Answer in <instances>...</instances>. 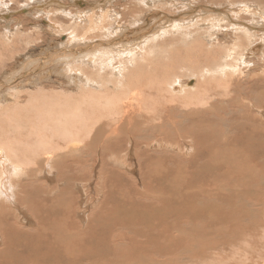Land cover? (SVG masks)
<instances>
[{"label": "bare ground", "instance_id": "6f19581e", "mask_svg": "<svg viewBox=\"0 0 264 264\" xmlns=\"http://www.w3.org/2000/svg\"><path fill=\"white\" fill-rule=\"evenodd\" d=\"M5 1L0 0L1 46L29 37L30 12L36 21L31 29L63 35L65 41L54 46L65 49L44 59L37 57L48 49L34 58L23 56L21 67L33 69L39 63L55 71L67 81L58 79L59 85H72L78 97L69 94L56 101L48 96L38 100L37 95L30 100L34 113H0V264H112L113 255L118 264H205L228 254L239 258L237 264H264V198L245 203L247 197L264 195V119L260 111H240L232 145L217 100L226 97L235 103L244 84L249 85L243 88L247 97L264 102V11L240 0H218L226 7L216 13L205 7L209 0H68L72 11L62 0H25L13 9ZM179 2L184 10L163 7ZM15 11L21 14L17 18ZM242 13L260 20L243 22ZM62 15L69 19L66 27ZM68 30L71 37L63 34ZM164 37L174 42L170 50L160 49ZM154 55L158 60L152 63ZM161 108L170 133L152 125L146 135L148 121L136 138L167 139L150 146L163 152L144 153L138 161L142 181L155 179L160 191L143 195L121 186L115 197L125 208L120 212L114 206V184L129 181L119 167L136 174L134 163L125 161L133 158L134 147L128 145L125 153L121 148L138 134L131 119L144 115L161 120L155 117ZM175 113L196 120L188 134H171L169 118ZM97 144L109 156L107 161L95 153L93 162H104L90 181L83 158ZM87 171L92 172L90 166ZM204 174L208 178L201 181ZM96 187L98 200L86 194ZM226 193L242 199L236 200L242 201L238 210ZM100 196L103 201L96 207ZM125 212L127 221L141 214L143 224L124 231L128 227L117 219L125 218ZM176 217L183 222L178 224ZM241 242L245 247H236ZM24 250L28 256L22 255Z\"/></svg>", "mask_w": 264, "mask_h": 264}, {"label": "rangeland", "instance_id": "374dc122", "mask_svg": "<svg viewBox=\"0 0 264 264\" xmlns=\"http://www.w3.org/2000/svg\"><path fill=\"white\" fill-rule=\"evenodd\" d=\"M25 2V0H12V4H10L9 5V1L8 0H6L5 2L8 4V6L10 7V8H17L18 7V4H23L24 2ZM63 1V3L65 4L66 3V7L68 8V10L69 11H72L73 9H72V7H69V6H71L72 5V3H70L68 0H62ZM72 1H75V0H72ZM76 1H78V0H76ZM80 1H83V0H79V2ZM178 1H180V0H178ZM215 1V2H214ZM214 1H212V0H209L208 2H210L212 5L215 3L217 6H215V4L213 5L214 6V8H213V6H211V4H209L208 6H205V7H209V11H211V13H212V11L214 10L215 12L214 13H216V11H223L222 9H224L226 6H222V5H224V3H220L219 4V2H218V0H214ZM217 1V2H216ZM241 2H248V3H250L251 5L254 3L255 4V7H256V9L257 10H261V11H264L263 9H264V0H262L263 1V3H262V1H261V3H260V1L258 0H240ZM257 1V2H256ZM20 2V3H19ZM201 2L202 3H200V4H204V2H203V0H201ZM206 2V1H205ZM214 2V3H213ZM220 2H221V0H220ZM236 2H239V0H237ZM181 2H179V4L175 7V6H171V5H164L163 7H166V8H168V9H170L171 11H176V9H181V10H184L185 9V5L184 4H180ZM184 3H186V1H184ZM58 3L56 2L55 3V6L57 5ZM69 4H71V5H69ZM83 4V3H82ZM253 4V5H254ZM257 4H259V5H257ZM12 5V6H11ZM84 5V4H83ZM83 5H81V6H79V7H82ZM225 5H227V2H225ZM55 6H53V8L55 7ZM180 6V7H179ZM181 6H182V8H181ZM219 6H222V7H219ZM57 7V6H56ZM85 6H83L82 8H84ZM200 7H204V6H200ZM52 8V7H51ZM220 8V9H219ZM261 8V9H260ZM19 9V8H18ZM213 9V10H212ZM20 10V9H19ZM18 10V12H20ZM18 12H14V15H13V17L14 18H17V16L19 17L21 14L20 13H18ZM33 12V11H32ZM18 14V15H17ZM29 14L32 16H28L27 17V20H29V23H28V26H27V28H28V30H29V32H31V34L34 32V34H32V36H30L31 34H29V37H30V39H29V37L27 38V37H24V38H20V39H18V42H19V40H20V42L18 43L17 42V44L16 45H12L11 47H8V48H5L3 45L1 46V43L3 42V38H1L0 37V55L1 56H3V57H1L0 56V59L1 60H3V61H1L0 63V88H1V90H0V113H8V114H15V115H17V113H34V112H31V110H30V106H31V102H30V100H31V98H33V96L34 97H36L37 95L39 96V97H36L38 100H39V98H42L43 96H48V97H51V98H56V97H58L57 99H62L61 97H64V96H66L67 97V95L69 96V94L71 95L70 96V98L72 97L73 99H76V96L78 97V92L76 91V89H74V87H72V85H70V87L68 86V87H66L67 85H63L62 87L59 85V83H58V79L60 80H63L65 83L67 82L66 81V79L64 78V77H59V75H55V74H53V73H56L55 71H53V72H51V71H49V70H45V69H43V68H41V66H39V63H38V65H37V67L35 68H31V69H23V67H21V64L19 63L20 61H21V59H19V58H22V59H24V57H32V58H34L35 57V55H39L40 53H44V51L45 50H47L46 51V53L47 54H42V55H39L37 58H42V59H44V58H46V55H54V53L55 52H57L58 53V51H61V49H65V48H60V47H55L54 46V44L56 45V42H57V40H58V42L60 43V41H61V43H63V41H65V38H64V36L63 35H61V36H56V34H54L55 36H52V35H50L49 36V33H43V31H38L39 32V34H38V32L37 31H35V30H32V29H34V26L35 25H33V26H31L32 24H34L33 22H35V24H36V21L33 19V14H31L30 12H29ZM249 15V16H248ZM241 14V16H240V19L243 21V22H248V21H250V19H252L253 17H251L250 16V14ZM12 17V18H13ZM59 18V17H58ZM61 18V19H60ZM59 19L60 20H62L64 23H63V25H64V27H66L68 24H69V19L66 17V16H61ZM58 19V20H59ZM254 19V21L256 22L257 20H260V19H258V18H253ZM255 19H257V20H255ZM67 21H68V23H67ZM162 22L163 21H160V24H162ZM257 22H259V21H257ZM31 23V24H30ZM13 24V23H12ZM25 24H26V22H25ZM205 27V26H204ZM32 28V29H31ZM194 27H191L190 28V30L191 29H193ZM132 30V29H131ZM133 31L134 32H139V30L138 29H133ZM141 31V30H140ZM1 30H0V34H1ZM72 33H73V31H66V32H64L63 34L64 35H68L69 34V36L71 37V35H72ZM37 34V35H36ZM38 35H39V37H38ZM46 35V36H45ZM133 35H135V33H133L132 34V36ZM227 35V34H226ZM131 35H130V38L132 37ZM52 37V38H51ZM229 37V36H228ZM42 38H43V40H42ZM60 38V39H59ZM25 40L26 39V41L25 42H23L22 43V41L23 40ZM169 40V38L167 37H164L163 39H161V41H165V40ZM229 39H230V37H229ZM32 40V41H31ZM39 40V41H38ZM165 41V42H162L161 43V41H159V44H161V45H159L160 47V49H162V48H164L165 50H170V45H173V43L174 42H168V41ZM45 41V42H44ZM48 41V42H47ZM50 42V43H49ZM168 42V43H167ZM22 43V44H21ZM38 43H39V45H38ZM53 43V44H52ZM19 44H21L22 45V47H21V45H20V48L19 49H21V50H18V49H16L15 51H14V49H15V47H17V46H19ZM29 44V45H28ZM35 44V45H34ZM46 44V45H45ZM52 46H51V45ZM170 44V45H169ZM33 45V46H32ZM37 45V46H36ZM44 45V46H43ZM24 46V47H23ZM162 46H164V47H162ZM169 46V48H167ZM33 47V48H32ZM35 47V48H34ZM43 47L45 48V49H43ZM54 47H55V49L57 50V51H55V49H54ZM4 49V51H3V49ZM40 48V49H39ZM6 49V50H5ZM27 49V50H26ZM54 50V51H53ZM2 51L4 52V53H2ZM30 53H29V52ZM33 51V52H32ZM40 51V52H39ZM51 51V52H50ZM54 53H53V52ZM7 52H9V53H7ZM28 52V53H27ZM37 52H39V54H37ZM63 52V51H62ZM61 52V53H62ZM169 52V51H168ZM174 52V50H172V53ZM6 53V54H5ZM50 53V54H49ZM60 53V52H59ZM175 53V52H174ZM18 54H22L20 57H18L17 55ZM7 55V56H6ZM14 55H15V57H14ZM32 55V56H31ZM45 55V56H44ZM24 56V57H23ZM44 56V57H43ZM51 57V56H50ZM157 58V59H156ZM7 59V60H6ZM9 59H11L10 61H9ZM155 59V60H154ZM158 60V57H157V55H154V57H153V59H152V63L153 62H155V61H157ZM6 61V62H5ZM17 61H18V63H17ZM42 63V62H41ZM40 63V64H41ZM6 64H8V65H6ZM15 64V65H14ZM1 65H2V67H1ZM12 65V66H11ZM18 65V66H17ZM152 65V64H151ZM11 66V67H10ZM39 66V67H38ZM5 67V68H4ZM8 67V68H7ZM17 67H20V68H17ZM14 69V70H13ZM17 70V72H16V70ZM38 69V70H37ZM9 70V71H8ZM34 70V71H33ZM42 72H41V71ZM26 71V72H25ZM32 71V72H31ZM36 72H37V74L39 73V76H35V75H37L36 74ZM25 73V74H24ZM27 73V74H26ZM6 74H8V75H6ZM44 74V75H43ZM14 75V76H13ZM47 75V76H46ZM5 76V77H4ZM7 76H8V79H7ZM1 77H2V79H1ZM10 77V78H9ZM27 77V78H26ZM32 77V78H31ZM45 77H47V78H45ZM50 77V78H49ZM35 78V79H34ZM52 78V79H51ZM30 79V80H29ZM34 79V80H33ZM15 80V81H14ZM21 80H23V81H21ZM41 80V81H40ZM4 81H6V83H4ZM26 81V82H25ZM30 81H31V83H30ZM38 81V82H37ZM19 82V84H17ZM49 82V83H48ZM53 82V83H52ZM23 83V84H22ZM48 83V84H47ZM57 83V84H56ZM63 83V82H62ZM9 84V85H8ZM17 84V85H16ZM31 86H30V85ZM44 84V85H43ZM15 87H14V86ZM27 85H28V87H27ZM37 85H40V86H37ZM42 85H43V87H42ZM11 87V89H10V87ZM22 86V87H21ZM36 86V87H35ZM45 86V87H44ZM53 86V87H52ZM60 86V87H59ZM244 86H249V85H244L243 84V86H242V88H240V93H241V95H240V97L239 96H237L236 97V100H234V101H236L235 103H233V102H231V100H230V98H226V97H217L218 99V101L221 103V106L219 107V109H220V111H221V113H219V114H221V116H222V118H224V125L226 124V125H228V127H227V131H225V134H227V136H230L229 137V139L231 140V142H232V145H234L235 144V142H236V138L238 137L237 136V134L235 133V128L233 127V125H234V123L236 122V121H240V118H241V115H240V111H252V112H255V111H260V115H261V117H263V119H264V102H263V100H259V99H256V98H250V97H247V93H244V90H243V88H244ZM30 87H32V88H30ZM9 88V89H8ZM14 88V89H13ZM17 88V89H16ZM18 88H19V90H18ZM46 88H47V90H46ZM51 88V89H50ZM53 88H54V90H53ZM65 88V89H64ZM68 88V89H67ZM245 88H247V87H245ZM262 88H264V87H262ZM7 89V90H6ZM29 89V90H28ZM32 89V91H30ZM45 89V90H44ZM63 90V91H61L60 92V90ZM14 90V91H13ZM64 90H65V92H64ZM73 90H74V92H77V93H72L73 92ZM7 91V92H6ZM6 92V93H5ZM31 92V93H30ZM60 92V93H59ZM64 92V93H63ZM68 92V93H67ZM71 92V93H70ZM3 93V94H2ZM10 93V94H9ZM237 93H238V91H237ZM5 94H7V95H5ZM15 94V95H14ZM31 96H30V95ZM36 94V95H35ZM48 94V95H47ZM76 94V95H75ZM11 95V96H10ZM233 95H236V94H233ZM14 96V97H13ZM15 96H17V98L15 97ZM74 96V97H73ZM3 97V98H2ZM20 97V98H19ZM26 97V98H25ZM9 98V99H8ZM19 98V99H18ZM25 98V99H24ZM24 99V100H23ZM57 99H54V100H56L57 101ZM20 100V101H19ZM3 101V102H2ZM10 101H11V103H10ZM15 101V102H14ZM5 102V103H4ZM12 102H14L13 104H12ZM22 102V103H21ZM3 103V104H2ZM8 103V104H7ZM19 105H18V104ZM10 104V105H9ZM16 104V105H15ZM27 104V105H26ZM3 105V106H2ZM12 105H14V106H12ZM23 106V107H22ZM2 107V108H1ZM7 107V108H6ZM8 107H9V109H8ZM15 107V108H14ZM34 107V106H33ZM8 109V110H6V109ZM21 108V109H20ZM11 109H13V110H11ZM242 109V110H241ZM10 110V111H9ZM15 111V112H14ZM161 111L163 112L164 110L161 108L160 109V113H156V116L155 117H157L158 115H160V118H161V120L160 119H156L155 121H152V118H149L148 117V119H146L145 118V116L144 115H141V117H139V115H135V117L133 118V119H131L132 120V122L134 123L135 122V124H137L136 125V127L134 126V130L136 131V133H138V134H135L136 136H133V138H132V140H131V138L129 137V133H130V131H129V133H128V137H129V139H126L125 140V145L124 146H122L121 148H122V152L123 153H125L126 152V147L128 146V145H131V146H133L134 148H133V152H134V155H132L133 156V158H130L129 160L128 159H126L125 161H127L126 162V164L128 165L129 163L130 164H132V163H134V164H132L131 166H132V168H134L135 170H136V174L135 175H133L132 173H130V171H128V169H130V168H128L127 169V167H123L122 168V166H121V168L119 167V169L121 170V171H124V172H126V173H123V172H121L122 174H124L125 176V178H127L128 179V181H129V184H127V183H125V184H123L122 183V185L121 184H114V206L118 209L119 208V210H120V212L123 210V209H125L124 207H122L123 206V203H119V202H117V200L115 199V197H117V194H116V192L118 191V190H120V188H121V186L123 187V188H126L127 190V192H132L133 191V188L136 190V192L137 193H140V194H149L151 191H160L159 190V188L157 187V185H156V181H155V179H151L152 181H149V180H145L144 182L142 181V179H141V177H140V173H139V166H138V161L139 160H141V157H142V155L144 154V153H153V152H163L164 150H163V148H151L150 146H152L151 144L152 143H155V142H158V141H160V142H162V141H165V140H167V139H165V136H159V137H153L152 136V138H147V142H144V140L143 141H139L138 139H136L137 137H139L140 135H142L141 133V130L143 129V127L146 125V122H148V121H150L149 123H148V126L151 128L147 133H146V135H149L150 136V134H151V131H152V127L153 126H158V125H160V127H161V130H163L165 133H166V131H167V133H170L169 131H170V128H169V126L167 127V123H165L166 121H167V119H164V121L162 120V118L166 115V113L167 112H165V113H161ZM12 112V113H11ZM14 112V113H13ZM226 112V113H225ZM227 112H230V113H227ZM255 113H257V112H255ZM209 117H211V114L209 113V114H206V118H209ZM141 118V119H140ZM190 118H194V117H190V116H185V113H175V114H173L172 115V118H169V124L171 125V126H173V131L171 132V134L173 135V134H175L174 133V130H176L177 132H178V136L179 135H185V134H188L189 132H190V130L193 128V127H195V125H196V120H194V119H190ZM213 120H216V119H214V118H212ZM218 119V118H217ZM225 120H226V123H225ZM216 121H218V120H216ZM155 124V125H154ZM153 125V126H152ZM218 125H219V123H218ZM218 127V126H217ZM130 128L131 129H133L131 126H130ZM140 128V129H139ZM10 129V128H9ZM11 130V129H10ZM144 131V130H143ZM236 134V135H235ZM176 135V134H175ZM13 136V135H12ZM11 135H9V137H12ZM20 137H22V136H20ZM177 137V136H176ZM133 141V142H132ZM262 142V141H261ZM134 143H139V144H137L136 146L134 145ZM150 144V145H149ZM193 144V142L191 143V145ZM101 146V144H97L95 147H93V149L91 150V151H87V152H89V153H87L86 152V154H88V155H85V158H83V160L86 162L87 161V166L85 167V170H84V172H85V174H86V176L88 177V180H92L93 179V176L92 175H95V176H99L98 175V172L100 171V168H101V165H102V163L104 162V160H102L101 161V164H100V162L97 160L96 161V163H94L93 162V157H94V155H95V153L97 152L98 153V157H100V156H102V157H100V158H103V159H105V160H107L108 161V156H109V154H105L106 152H105V150H102V147H100ZM145 148H144V147ZM193 146H194V144H193ZM136 147H138L139 148V150H136ZM142 147V148H141ZM141 148V149H140ZM194 148V147H193ZM106 149V148H105ZM194 151V150H193ZM94 152V153H93ZM109 152V151H108ZM192 153V152H191ZM190 153V154H191ZM92 154V156H90ZM88 158V159H87ZM100 158H98V159H100ZM201 160V159H200ZM202 161V160H201ZM84 162V163H85ZM97 164H99V165H97ZM91 167V170H92V172H88L87 170H88V167ZM113 166V165H112ZM129 166V165H128ZM198 166V165H197ZM139 167V168H138ZM113 168H115V169H117V167L115 166V167H113ZM144 171V170H143ZM97 172V173H96ZM144 174V173H143ZM147 178V177H146ZM199 178H201L200 180L201 181H204V180H207V176L204 174V176L203 177H199ZM210 180H214V177H211V178H209ZM228 182V181H227ZM146 186H150L149 188H146ZM230 187L233 189V187H234V185H230ZM94 188V187H93ZM97 189L95 190V192H92L91 194H90V192L89 193H86L87 195H89V197H92V199H94V200H98L97 199V197L99 196H97L96 195V193H98L97 191H99L98 190V187H96ZM95 189V188H94ZM112 192H110V195H112L111 194ZM118 194H119V192H117ZM93 195V196H92ZM224 196H227L228 198H229V201H232L233 202V204H234V207H235V210H238L237 208H239L238 207V204L239 203H241L242 201H238V202H236V200H242V199H240L239 197H236V196H234L233 194H228V193H226ZM232 196H234V197H232ZM89 197H87V198H89ZM102 197H103V195H102ZM101 196H100V201H98V204L96 205V207H98L99 205H100V203H101V201H103V198H102ZM264 198V195L263 194H260L259 196H257V197H247L246 198V200H245V203H255V202H257L258 203V198ZM119 200H122L121 199V197H120V199ZM118 200V201H119ZM254 201V202H253ZM171 202V201H170ZM244 203V204H245ZM112 205H113V203H112ZM117 205V206H116ZM91 210H93V209H91ZM91 212V211H90ZM29 213H30V208H29ZM234 213L235 214H237L235 211H234ZM151 214H153V213H151ZM125 215V216H124ZM180 215V214H179ZM29 216L31 217V218H33V216L31 215V213L29 214ZM123 216L125 217V218H123V217H121V216H118V218L119 219H117V221L118 222H120V223H123V224H125L126 225V227H128V229H124V231H128V233H129V231H131L132 229L130 228V227H135V226H139V224L141 225V224H143L142 222H140L139 221V219L140 218H143L142 216H141V214H140V217H139V219L138 220H135V219H133L132 217H130V220L129 221H127L128 220V212H125L124 214H123ZM182 215H180V217H181ZM183 217V216H182ZM33 220V219H32ZM123 220V221H122ZM154 220V219H153ZM176 221H177V223L178 224H181L180 222H183V221H181L182 219H177V217H176V219H175ZM114 222H116V220H114ZM128 222H131L130 224H128L127 225V223ZM231 222H233V221H231ZM261 222H262V225H263V227H264V220H262L261 219ZM111 223V222H110ZM109 223V224H110ZM144 223H147V221L146 222H144ZM245 223H246V221H245ZM244 223V224H245ZM230 225L229 226H232V223H229ZM25 226H27L28 228H29V226H32V225H29V221H28V224L26 225V224H24ZM113 228H114V225H113ZM227 234H228V232H227ZM229 236H230V232H229V234H228ZM129 236H131V234H129ZM132 238V237H131ZM226 239V241H228L227 239L228 238H225ZM16 242H18L19 243V246H26V244H24V243H22L23 241L21 240H18V241H16ZM240 244H241V246H240ZM245 247V245L241 242V243H239V244H237L236 245V247ZM235 247V248H236ZM16 248V247H15ZM234 248H232V249H229V250H227L226 252V254H228V253H231V251L233 250ZM65 250V248H63V247H61V251L60 252H63ZM231 250V251H230ZM251 250V249H250ZM28 250H24V251H22V255H25V256H28V252H27ZM21 252V251H20ZM230 254H228L227 256L226 255H224V256H222L223 257V259L225 260H223L221 257H218V258H216L215 256H214V259L216 258V261L215 260H213V258L212 259H209L208 261H207V263H205V264H215V262H217L218 261V263H216V264H221V262H222V264L224 263V264H227L226 262H228V264H237V262H239L238 260H239V258H238V260H237V258L236 259H234L233 258V256H229ZM116 256H114L113 255V257H112V260L113 261H111L112 262V264H118L119 263V258L118 257H116ZM219 258H221L220 260H219ZM229 258V259H228ZM234 260H232V259ZM122 260H124V259H122ZM228 260V261H227ZM232 260V261H231ZM115 261V262H114ZM245 263V262H244ZM251 264V261H250V263H249V261H247L245 264Z\"/></svg>", "mask_w": 264, "mask_h": 264}]
</instances>
